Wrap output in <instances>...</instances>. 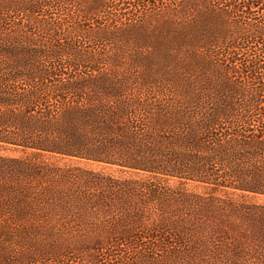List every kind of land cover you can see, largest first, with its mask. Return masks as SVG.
<instances>
[{
  "label": "trees",
  "instance_id": "1",
  "mask_svg": "<svg viewBox=\"0 0 264 264\" xmlns=\"http://www.w3.org/2000/svg\"><path fill=\"white\" fill-rule=\"evenodd\" d=\"M0 149V264H264V0H0Z\"/></svg>",
  "mask_w": 264,
  "mask_h": 264
},
{
  "label": "rangeland",
  "instance_id": "2",
  "mask_svg": "<svg viewBox=\"0 0 264 264\" xmlns=\"http://www.w3.org/2000/svg\"><path fill=\"white\" fill-rule=\"evenodd\" d=\"M0 154H8V153H6L5 151H3V150L0 149ZM9 155H14V154L9 153ZM65 163H67L66 160L60 162V165H64ZM84 165H85V164H84ZM72 166H74V165H72ZM89 167H90L91 169L96 170V171H99V170L102 168V166H99V165H97V164H93V165L89 164ZM108 171H109L110 173L114 174L116 178H120V177L129 178V177H131L129 174H126V173L122 174V173L118 172L115 168H113V169H108ZM188 187H189L192 191H194V192L204 193V188H202V187H197V186H195V184H190ZM254 202H256V203H258V204H262V205H264V196H259L258 198H256V200H254ZM146 234H147V233H146ZM63 260H65V259H62V261H60L61 264H63V263H62ZM107 261H108V259H106L104 256H100V257H99V260H98L99 264H108L109 262H107ZM94 263L96 264L97 261H95ZM53 264H56V263H53ZM65 264H73V262L68 261V262L66 263V260H65ZM75 264H78V263L75 262ZM80 264H91V263L86 262V258L84 257V258L80 259Z\"/></svg>",
  "mask_w": 264,
  "mask_h": 264
}]
</instances>
